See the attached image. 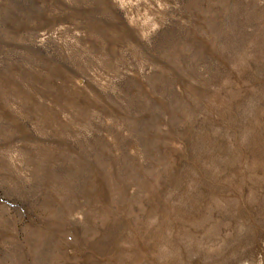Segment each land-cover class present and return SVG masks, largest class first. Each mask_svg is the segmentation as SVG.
<instances>
[{"label":"rangeland","instance_id":"1","mask_svg":"<svg viewBox=\"0 0 264 264\" xmlns=\"http://www.w3.org/2000/svg\"><path fill=\"white\" fill-rule=\"evenodd\" d=\"M0 264H264V0H0Z\"/></svg>","mask_w":264,"mask_h":264}]
</instances>
